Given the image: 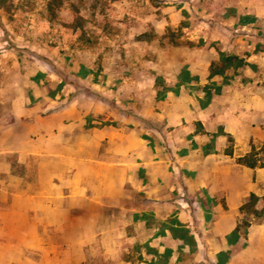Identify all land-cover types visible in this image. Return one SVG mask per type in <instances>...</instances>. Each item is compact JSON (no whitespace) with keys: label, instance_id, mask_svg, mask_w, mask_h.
Instances as JSON below:
<instances>
[{"label":"rangeland","instance_id":"1","mask_svg":"<svg viewBox=\"0 0 264 264\" xmlns=\"http://www.w3.org/2000/svg\"><path fill=\"white\" fill-rule=\"evenodd\" d=\"M231 12L221 0H0V264H162L174 254L177 264H228L244 254L222 249L214 263L182 227L210 230L212 208L227 207L186 182L210 175L190 167L211 155L246 167L236 185L251 178L264 200V167L238 161L264 146V19ZM223 53L244 63L212 75ZM148 157L153 175L183 186L172 202L185 199L186 215L134 210L150 203L133 182L147 180ZM236 218L230 245L264 221L241 208ZM139 220L184 243H138L148 237Z\"/></svg>","mask_w":264,"mask_h":264},{"label":"crops","instance_id":"2","mask_svg":"<svg viewBox=\"0 0 264 264\" xmlns=\"http://www.w3.org/2000/svg\"><path fill=\"white\" fill-rule=\"evenodd\" d=\"M221 1L224 2L225 6L232 11L231 15L235 21L237 20V17L240 18L242 15H253L259 19H264V0ZM135 142L137 141L133 139V143ZM247 154L248 153L242 156H245ZM155 162L156 160L148 157L145 158L143 160V163L140 164V166L147 170V180H145V178L141 179L137 176L134 178L133 182L136 188L142 189L144 190V192H146V195L142 198L148 199L150 203L148 207L138 206L134 210H136V212H139L140 215L149 210L150 212H154L156 216L163 218L166 217L167 214L170 215L174 211V208H178L181 209V212L186 215L188 213V209H185V205H187L185 199L179 201L180 206L174 203V201L172 202L173 188H178V190L184 191L183 186L175 187L174 184L168 182L167 176H165V178H159L158 176L153 175L152 169H154L156 166ZM197 164H199L200 166L197 167ZM192 165L193 162L191 163V166ZM190 168L193 170H196L198 168L199 170L203 168H209L208 170L210 171V175L205 178L197 176L195 179L187 178L186 182L190 190L195 192L197 189H203L204 187L208 188L209 193L212 197L217 196V198L219 199L225 198L227 205V207L225 208L221 201H219V203L212 208V213L214 214V225L210 230H207L206 227H203L201 225H195L194 220L182 219V221L185 222L182 227L190 229L191 234L195 235V240L197 242L198 248H203L205 243L207 242L208 246L212 247L214 251V255H210V260L214 263H217L219 260L216 253L220 252L222 249L234 250L237 246H244V248H242L244 254L238 256L232 255L228 264H264V221L254 226L252 225V229H250L251 231L248 239L243 237L244 240H240L237 245H230L227 240V235L231 233L234 228H236L237 210L247 202L248 197L253 193L251 178H249L248 180L245 179L243 188L236 185L237 170L239 169L240 171H242L243 169L244 171H246L247 168L238 166V164L229 157L222 160L213 155L204 158L198 163H195L194 167L192 166ZM113 180L114 179H111V181ZM117 181L116 183L118 184ZM124 184L125 181L121 180L118 185L123 187ZM198 208L200 210V212L199 210L197 211L198 213H204L202 204H200ZM147 222L148 221L146 220H139L138 222V233L143 230L142 235H148L147 238L141 239L140 234H138V237L136 238V241L138 243L149 242V245L152 247L160 246L161 241H166L167 243H172V245H170V247L172 248L175 245L177 246L184 243L183 239L174 238L170 230L166 231L167 235L157 236V226L155 224L148 225ZM207 231H209L210 233H208ZM157 260V257H155V259L151 257L150 259H148V262L156 263ZM178 260L179 255L174 254V256H172L168 261H165L162 264H177ZM194 260L196 262L207 261L205 257L200 258V256H196ZM179 263L182 264L183 261ZM184 264H189V262L185 261Z\"/></svg>","mask_w":264,"mask_h":264},{"label":"trees","instance_id":"3","mask_svg":"<svg viewBox=\"0 0 264 264\" xmlns=\"http://www.w3.org/2000/svg\"><path fill=\"white\" fill-rule=\"evenodd\" d=\"M220 65L216 67V64L212 67V75L222 73L226 69L234 67L237 68L244 63L243 59L235 55L221 54ZM238 161L249 167H264V146L260 150L254 149V151L248 153L245 156L239 157ZM252 193L249 200L241 207L243 212H251L254 217H264V200ZM251 221L248 222L250 224Z\"/></svg>","mask_w":264,"mask_h":264}]
</instances>
